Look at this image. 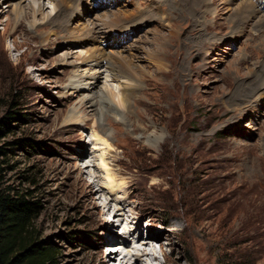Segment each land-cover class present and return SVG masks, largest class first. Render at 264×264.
Listing matches in <instances>:
<instances>
[{
	"label": "rangeland",
	"instance_id": "1",
	"mask_svg": "<svg viewBox=\"0 0 264 264\" xmlns=\"http://www.w3.org/2000/svg\"><path fill=\"white\" fill-rule=\"evenodd\" d=\"M30 1L0 0V118L12 102L23 118L0 140L7 151L0 159L3 187L31 192L42 206L33 228L57 250V264H120L121 255L108 263L106 250L134 245L126 226L138 227L135 240L158 236L159 264L160 246L177 264H264V0H69L68 18L44 28L54 12L40 0L36 20L30 14L15 30L16 11ZM240 2L262 10L237 28ZM127 11V22L104 27L111 13ZM96 48L101 59L82 63ZM117 56L140 85L126 94L131 111L121 122L103 118L99 93ZM76 75L80 92L66 88ZM73 108L82 123L64 122ZM18 139L32 143L7 145ZM101 140L112 146L105 160L124 184L117 226L113 215L102 219L114 207L92 167Z\"/></svg>",
	"mask_w": 264,
	"mask_h": 264
},
{
	"label": "bare ground",
	"instance_id": "2",
	"mask_svg": "<svg viewBox=\"0 0 264 264\" xmlns=\"http://www.w3.org/2000/svg\"><path fill=\"white\" fill-rule=\"evenodd\" d=\"M103 1H105V0H103ZM175 1H176L177 4H179L180 6H182L183 3L181 1H184V0H175ZM211 1L213 2V0H211ZM211 1H209V2H211ZM185 2H188V0H185L184 3ZM189 2H190V0H189ZM69 3H70L69 0H48L49 8H50L51 12H54V14H53V16L51 18H50V16H47L44 19V21H42V22L39 23L38 26L44 28L47 25H50L52 23V21H53L54 25H57V26L59 24L61 25V18H63V16H65V18L67 19L68 18V15H69V13L67 11H65L63 7L66 6L65 9H67L68 7H70V4ZM200 3H202V2H200ZM29 4H30V7H29L30 8V11L29 12H27L29 8L27 9L26 12H23L22 10L16 11V8H15V11H16V13H15L16 14V17L14 19L15 20L14 21V23H15L14 26L16 28L15 30L18 29V25L19 24L21 25L22 22H24L23 21L24 18L26 19V17L29 16L30 14L35 18V15H38L40 13V11L42 10L41 4H40V0H31ZM188 4L191 5V3H188ZM254 4H256V8L252 5V3H249V2L241 3V4H239L235 8L234 13H238L239 16H238V19L237 20H240L238 22V24L236 25V27L242 21L247 20L249 18L248 16H249L250 13H253L254 14L255 12L257 13V12H260L262 10V8L260 7V5L257 2L254 3ZM195 5L196 4L194 3L193 6L195 7ZM201 5H203V4H201ZM197 6H199V5H197ZM188 7H186V9H188ZM201 7H203V6H201ZM190 8H191V6H190ZM190 8H189V10H190ZM77 9H78V7H77ZM71 10L72 11H75V8H73V6H72L71 7ZM194 11H195V9H194ZM196 12H197V10H196ZM120 14H122L121 17L119 15V13H115V14L111 13L108 22H104V27L106 29H108L109 32L112 31V30H114V28L113 29H111V28L119 20L124 19V21L127 22V19L130 18V16H132V13L131 12L129 13L128 11L125 12V14H124V12H122ZM147 14H149V13H146V12L144 13V15H147ZM245 14H247V17L244 19ZM35 20H36V18H35ZM237 20H235V21H237ZM9 24H10L9 22L6 23V25H8V26H9ZM51 26H53V25H51ZM237 28H236V31H237ZM90 30H92V29H90ZM87 31H88V33H87ZM87 31H86V33L90 36V34H91L90 31L89 30H87ZM69 34H70V32H69ZM112 37L114 38L116 36H112ZM99 38H101V37H99ZM92 40H93V38H92ZM92 52H94L93 49H92L91 53L88 54L87 57H85V58L83 57L84 59L82 58L83 59L82 60V63L86 64V63L89 62V60L96 62L99 58L101 59L102 56H100V55L102 53L100 54L98 48L95 49V52L94 53H92ZM85 53H86V51H85ZM115 56L116 55H114V57ZM96 57H98V58H96ZM114 57H113V59H114ZM94 59H97V60L95 61ZM152 59H153V61H155V62H157L159 64L162 61V59L160 57H158L156 54L153 55V58ZM127 62L128 61L125 60V57H124V59H122L121 56L120 57L117 56L116 57V60L114 59V61H113V65L114 64H117L119 66L117 68H115V70H114L115 72H113V74L111 76L113 78H111L110 80H107L109 83L105 82L106 84H103L104 86H103L102 91L99 90L100 96H102L101 99H102L103 103H105V106L104 107L106 108V111L108 112V114L107 115H104V117H103L106 120H109V118H111L113 121H118V122L120 121L121 122V121H123V113H130V111H131L130 110V105H129L130 102L128 101L129 99H128V96L126 94H128V91L131 92V90L137 89V87L139 85V80L134 75V73L132 72V70H130V68H128V65L129 64ZM159 64H157V65H159ZM108 65H109V67L113 66L112 65V62L110 64L108 63ZM96 76H98V75H96ZM80 79H81L80 75L74 76L73 79L70 81V83L67 85L66 88L69 89V90L75 91V92L82 91L81 90L82 86H80V85H82V83H80ZM112 83H115V84H112ZM96 102L95 101H91L90 98H89L88 105L91 108H95L94 112L97 114L96 117L99 118V120H101L100 118L102 117V111H101V108L100 109L98 108V106L96 105ZM78 114L79 113H78L77 109L76 108H73L72 111L65 117V121L64 122L65 123H69V124L70 123H73V124L74 123H82L85 119L83 117H79ZM98 139L100 140V138H98ZM150 139H152L153 141H159L160 140V137L157 136V135L156 136L154 135L153 138H150ZM101 141L103 142V144H102L103 147L101 149L102 151H101V155H100V162H99L100 164H99V166H97V165L94 164L92 167H95V168H97L98 170L101 171V173L103 175L104 185H102L101 187H99V190L100 191L101 190L105 191L106 202L109 205L110 204H113V207H114L113 211L111 212V209L112 208L110 209V206H109L108 210L103 211L101 213V215L103 217L102 219L105 220V221L106 220L108 221V218H107L108 217V214L113 215L112 222H115L114 225L117 226L118 222L120 221V217H122V214H123V210L122 209H119L117 207V205H119V203H121L122 205L125 204L126 203L125 202V198L126 197L125 198L124 197L116 198V194L119 191H121V189H122V187H123L124 184L120 183V181H118V182L116 181L117 178L114 175L113 170L109 167V164L105 160L106 157H107L106 155H108L110 153V151L112 150V146L109 145L108 142H105V140H101ZM148 141H149V139H148ZM83 156H84V154L81 155V158ZM88 167H89V165H87L86 168H88ZM92 177L93 178L91 179L92 180L91 185L97 183V176H94V174H93ZM78 181H81V183H82V179L81 178L78 179L77 182ZM91 185H89V187ZM103 186H104V188H103ZM97 192H99V191H96L93 194H96ZM107 195H108V197H107ZM122 195H123V193H122ZM110 199H112L114 201H111ZM122 230H123V234H125L124 236L127 238V240L131 239L132 241H134V245L133 246H130V245H128L129 242H126L125 240H123V243H122V245H124L123 247H122L121 244H119L118 247H117V245H114V248H113V246L107 247L108 249L106 250V252L110 253L109 254V257H106L108 263H110L109 262L110 258H113L116 255H121L120 256V259H119L120 260V264H159V259L157 258V255H156L155 245L152 244V242H157L159 240V238H158L157 235L149 234L146 240H141L140 238H138V239L135 240L134 235H137V233H138V227H135L134 228V227H130L129 226V228H127V226H126V227H123ZM111 232H113V230ZM129 234H131V236H128ZM108 237H110V235L107 234V238ZM109 242H112V241H109ZM116 242H118V240H116ZM159 251H160V253H161V255H162L163 259H164V264H177L176 261H174V259H172V257H171L172 254L171 255H168V254L164 253L163 248L161 246L159 247ZM111 253H113V254H111ZM111 264H114V262L111 263Z\"/></svg>",
	"mask_w": 264,
	"mask_h": 264
},
{
	"label": "trees",
	"instance_id": "3",
	"mask_svg": "<svg viewBox=\"0 0 264 264\" xmlns=\"http://www.w3.org/2000/svg\"><path fill=\"white\" fill-rule=\"evenodd\" d=\"M14 106L12 102L10 110L0 118V140L11 132L12 122L23 121L22 116L12 110ZM28 143H32L31 140L18 139L7 145L29 146ZM6 153V149L0 147V157ZM4 163L0 159V264H57V250L39 240L33 228L42 206L34 200L31 192L11 194L9 187H3L4 168L1 164Z\"/></svg>",
	"mask_w": 264,
	"mask_h": 264
}]
</instances>
